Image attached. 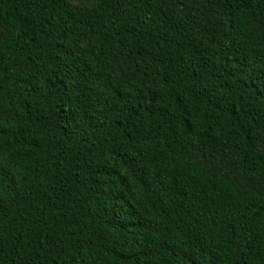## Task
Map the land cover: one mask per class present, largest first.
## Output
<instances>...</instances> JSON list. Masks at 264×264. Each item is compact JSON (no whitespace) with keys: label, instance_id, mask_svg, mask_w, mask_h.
I'll return each instance as SVG.
<instances>
[{"label":"trees","instance_id":"trees-1","mask_svg":"<svg viewBox=\"0 0 264 264\" xmlns=\"http://www.w3.org/2000/svg\"><path fill=\"white\" fill-rule=\"evenodd\" d=\"M0 264H264V0H0Z\"/></svg>","mask_w":264,"mask_h":264}]
</instances>
